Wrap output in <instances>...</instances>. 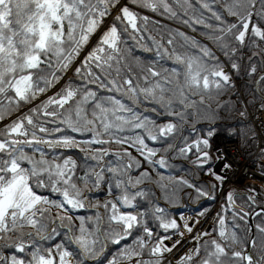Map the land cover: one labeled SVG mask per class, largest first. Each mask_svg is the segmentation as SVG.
I'll return each mask as SVG.
<instances>
[{
	"label": "snow or ice",
	"instance_id": "snow-or-ice-1",
	"mask_svg": "<svg viewBox=\"0 0 264 264\" xmlns=\"http://www.w3.org/2000/svg\"><path fill=\"white\" fill-rule=\"evenodd\" d=\"M173 2L176 9L168 0H130V4L123 0H0V122L14 117L0 127V264H161L165 253L181 245L184 232L158 203L138 210L137 198L148 195L139 186L151 175L144 170L134 178L132 170L145 163L166 168L167 154L177 152L184 158L194 155L192 164L206 169L219 187L226 183L231 165L219 154L213 159L210 140L214 131L209 129L206 136L191 140L181 136L179 146L169 142L182 130L173 121L182 124L189 115L199 116L204 94L211 97L235 87L233 72L253 77L259 69L255 83L264 109V57L253 52L245 68L244 58L238 55L249 41L257 48L264 44V0H223L222 5L200 0V9L210 13L215 27L195 15L191 0ZM132 6L154 13L163 9L170 18L178 17L177 9L184 16L191 9L194 14L181 22L194 31L195 25H203L228 66L207 45L177 32L185 40L180 49L171 37L167 40L171 51L152 40L156 56L167 57L172 68L158 71L153 64L141 69L142 76L134 79L129 69L121 78L124 52L128 51L121 44L142 39L150 20ZM227 17L235 22H228ZM93 39L96 42L90 46ZM185 48L188 50H182ZM69 71L74 77L67 76ZM198 94L199 101L193 99ZM42 95L46 98L37 103ZM140 104L153 105V112L159 108L168 122L156 124L142 114ZM112 143L127 147L112 153L108 148ZM150 143L167 147H150ZM161 150L165 155L158 157ZM68 153L80 155L84 166ZM110 155L117 157V167L103 163ZM216 161L225 172L214 167ZM175 183L194 189L197 198L213 200L218 186L207 183L200 187L184 178ZM103 185H107L108 196L119 194L90 205L89 195ZM247 200L256 205L254 195H248ZM89 207L95 210L94 216L77 214ZM257 207L260 210L252 213L242 208L234 211L233 221L249 215L261 218L255 230L264 242V203ZM53 208L57 209L54 216ZM229 208L236 209L233 192L227 193L221 213L226 214ZM221 213L212 227L216 235L196 232L195 247L176 264H264V247L259 259L247 251L256 249L255 236L241 240L236 231H229ZM26 226L34 231H23ZM183 228L189 234L194 231L188 220ZM12 233H18L16 239ZM130 238L131 244L127 242ZM43 241L54 244L45 248ZM110 244L116 252L109 251ZM4 249L13 251L6 256ZM146 251L149 259L143 258Z\"/></svg>",
	"mask_w": 264,
	"mask_h": 264
},
{
	"label": "trees",
	"instance_id": "trees-1",
	"mask_svg": "<svg viewBox=\"0 0 264 264\" xmlns=\"http://www.w3.org/2000/svg\"><path fill=\"white\" fill-rule=\"evenodd\" d=\"M191 2L196 10L195 15L202 16L205 19V23L212 24L213 27H215L216 22L212 20L210 13L206 9H200V0H191ZM207 2L212 4L213 0H207ZM168 3L172 4L173 8L176 9V5L174 4L173 0H168ZM214 3L217 5H222L223 0H214ZM132 7L133 10L139 12L140 15H147L150 20L147 24L146 30L142 33V39L138 37V40L136 42L129 40L128 43L121 44L122 49L128 50L124 52L125 59L121 65V78L128 74L129 69L131 70V76L134 79L136 77L142 76L144 73L141 71V69L153 64L158 71L172 68L174 65L171 60H169L167 57L160 59L156 56V48L152 43V40L154 39L157 42L163 43L164 47L168 48L169 51H171V46L167 44V40L171 37L174 39L175 46L180 49L181 45H185V40L183 37L177 35V32H183L186 36L194 38L201 44L207 45L220 58V60L225 63V66H228L223 52H221L212 42V40L209 39L203 25H195L194 31L193 27L186 26L181 22L182 19H187L188 16H192L194 14L191 9L188 10V16H184L183 11L177 9L179 13L178 17L170 18L167 14L163 13V9H161L159 12L154 13L147 9H142L136 6ZM227 20L228 22H235L231 17H227ZM124 39H127V37H125ZM95 42L96 41H94L91 46L94 45ZM248 44L249 46L244 49V51L238 53L239 56H242L244 58L243 64L245 68L248 64V57L252 56L253 52L259 53L261 57H264V52H261V48L253 47L251 41H249ZM145 47L152 49V51H143V48ZM182 50L188 49L185 48ZM84 54H86V52ZM76 66H78V64ZM259 73V69L257 74L253 77H249L243 71L239 75L234 72L231 73L233 76V83L235 87L230 88L229 90H226L219 95L213 93L211 94V97L208 94H204V106L199 107L200 115L197 117L189 115L186 121L182 124L180 121H173L174 123L180 125L182 130L178 132L175 138L170 140L169 142L182 146L180 140L181 136L187 137L189 138V140H191L196 136H206L209 129H212L214 131L213 136L225 134L231 138H234L240 143V147L245 155L249 156L250 154H252L256 149V136L249 115L247 113L246 106L252 109L255 105L261 104L260 96L254 87L256 77ZM69 77H74V73L72 71ZM140 84L141 86H144L142 80L140 81ZM261 87L264 88V84H261ZM240 90L242 91L241 93ZM193 99L199 101L200 95L198 94L194 96ZM124 100L126 103H130L127 98H124ZM250 101L251 103H249ZM138 107L143 115H147L149 119L155 120L156 124H163L168 122V120L164 118L163 111H161L159 108H157L156 112H153L151 110L153 105L151 104H140ZM145 109H147V111H145ZM91 110V106H88L89 115L91 114ZM175 110L180 111L181 109L176 108ZM242 111L245 113L243 116L241 115ZM0 127H3V124ZM149 146L163 149L164 147H167V144L150 143ZM125 147H127V145L121 146L115 143L108 145L109 151L112 153L122 152ZM128 151H130L132 155L137 159H141L139 157V154L134 149L128 148ZM262 151H264V149H261L257 152L256 159H258L260 155L264 157V154H261ZM68 154L73 155V158L77 160V163L82 167L84 166L85 162L80 155L76 153ZM159 155H165L163 150L158 153V157ZM48 158L51 159L52 155L50 154ZM166 158L168 160V167L166 168H154L145 163L143 164V167L141 169L132 170L131 174L134 178L139 175L140 171L144 170H147L151 175L150 180H145L143 182V185L139 186L143 188V190L146 191L148 195L145 199L137 198V203L141 206V208L138 210H142L144 207H149L150 205H155L158 203V206L166 209V214L168 215V217L176 219L179 224V216L181 215V213L200 212L201 210L210 207V205L217 197L219 184L218 181L214 179V177L206 174V169L200 170L196 168L194 164H192V160L195 159L194 155L190 158H184L178 155L177 152H170L167 154ZM103 163L112 167H117L119 165V161L117 160V157L115 155L106 157ZM88 165L96 166L94 161H88ZM258 166L260 170L264 171V160L260 161V163H258ZM97 170H99L98 167ZM180 178H184L188 180L189 183H193L196 186L200 187L205 186L207 183L217 184L218 186L213 193L215 199L213 200L205 197L197 198V194L194 189L180 187L175 183V181L179 180ZM244 186L249 188L250 194L256 197V205H250V202L247 200L248 194L246 192H236L234 194V203L240 206L244 212L251 213L253 210L258 208L257 205L264 203V184H259L255 181H246ZM165 187L167 188V191H165ZM253 189L254 191H252ZM106 193L107 185H103L98 192L96 190H93L92 194H90L88 197L90 205L97 203V201L102 204L104 200L114 199L119 194L118 192H114L112 196H108ZM55 195L56 194H53L54 198ZM223 203H221L218 213H221L222 206H226V202ZM238 210L239 209L237 208H229L226 214H221L226 216V222L229 231H236L241 240H248L251 235V230L249 231V216H246L244 220H240L239 218H237L235 219V221H233V212ZM56 211L57 209H52L53 216L56 214ZM100 211L103 212V209L101 208ZM77 214L94 216L95 210L89 207V209L87 210H80V212ZM239 215H243V213L241 212L239 213ZM73 219L75 223L78 224V221H76L75 219V215L73 216ZM215 223L216 219L213 226L215 225ZM259 223H261V218H256L253 216L254 229L255 225ZM58 230L63 231L59 228ZM23 231H34V229L26 226ZM210 233H212L213 236L216 235V233L212 231ZM10 235L13 239H16L18 233H12ZM208 238L209 237H204L203 239ZM255 238L257 241V246L256 249H251V253L254 258L259 259L260 255L262 254L260 249L264 247V242L261 241V237L256 232V230ZM203 239L200 241V243H203ZM55 242H59V240H56ZM127 242L131 244V238ZM53 244V241L41 242V245L45 248L53 246ZM236 248L237 250H240V245H237ZM3 251L4 255L9 256L11 255V252L13 250L4 249ZM109 251L116 252L117 248L110 244ZM143 258H150L147 251L145 252Z\"/></svg>",
	"mask_w": 264,
	"mask_h": 264
},
{
	"label": "built area",
	"instance_id": "built-area-1",
	"mask_svg": "<svg viewBox=\"0 0 264 264\" xmlns=\"http://www.w3.org/2000/svg\"><path fill=\"white\" fill-rule=\"evenodd\" d=\"M260 47L264 48V44H261ZM241 92L242 91L240 90V93ZM246 110L250 116L257 135V148L264 147V109H262L259 105H256L253 109L246 106ZM211 144L213 146L212 151L214 160L217 154H219L224 160V163H229L231 165L230 169H228L226 173L227 181L222 188L220 187L218 200H216L208 209L205 216H199V213H184L181 216L184 217V219L181 218V231L184 232V239L181 245H179L172 253H165L164 257L161 259V264L165 262L169 264H176L181 255L195 247L196 241L194 240V237L196 232L210 230L218 211L219 199L223 197L225 192L229 189L238 188L242 185L243 181L249 179H255L264 184V173H259L257 170L256 161L254 160L255 153L250 156H246L242 152L236 140L230 139L222 134L214 136ZM214 167H216L220 172H225L223 165L219 161H216ZM185 220H188L189 223L194 225L193 233L189 234L186 230H184L183 225ZM197 220H199V223H196ZM171 243L172 241H169V244Z\"/></svg>",
	"mask_w": 264,
	"mask_h": 264
},
{
	"label": "water",
	"instance_id": "water-1",
	"mask_svg": "<svg viewBox=\"0 0 264 264\" xmlns=\"http://www.w3.org/2000/svg\"><path fill=\"white\" fill-rule=\"evenodd\" d=\"M106 26V25H105ZM95 41V39H93L92 41H90V46H91V44L93 43ZM87 51V49H85V52ZM84 52V53H85ZM84 53H82V55H81V57H80V59L82 58V56L84 55ZM76 66V65H75ZM70 73H71V71H69V74H68V77L70 76ZM261 73H259L258 75H257V77H256V80L258 79V77H259V75H260ZM255 80V81H256ZM254 87H255V89H257V85H256V83H254ZM257 91V90H256ZM258 93V92H257ZM48 94H51V92H49ZM259 94V93H258ZM45 98V96H40L39 97V99H38V101H37V103L39 102V100H42V99H44ZM13 118V117H12ZM12 118H9L8 120H10V119H12ZM8 120H5V121H3L2 123H5L6 121H8ZM250 195V194H249ZM236 205V204H235ZM236 208L237 209H241V207L240 206H238V205H236ZM260 209H259V207L258 208H256L255 210H253V211H259ZM252 211V212H253ZM251 212V213H252ZM249 225H250V230H251V235H250V238L252 237V236H255V229H254V224H253V215H249ZM249 238V239H250ZM247 251H250L251 252V248H248L247 249Z\"/></svg>",
	"mask_w": 264,
	"mask_h": 264
},
{
	"label": "rangeland",
	"instance_id": "rangeland-1",
	"mask_svg": "<svg viewBox=\"0 0 264 264\" xmlns=\"http://www.w3.org/2000/svg\"><path fill=\"white\" fill-rule=\"evenodd\" d=\"M264 160V157L262 155L259 156V158L257 159L258 163H260V161ZM259 168V167H258ZM243 181V180H242ZM255 182H257V180H254ZM244 182V181H243ZM223 203V202H222ZM224 204V203H223Z\"/></svg>",
	"mask_w": 264,
	"mask_h": 264
},
{
	"label": "bare ground",
	"instance_id": "bare-ground-1",
	"mask_svg": "<svg viewBox=\"0 0 264 264\" xmlns=\"http://www.w3.org/2000/svg\"><path fill=\"white\" fill-rule=\"evenodd\" d=\"M123 3H129V0H123ZM68 74H69V72H68ZM68 74H67V76H68Z\"/></svg>",
	"mask_w": 264,
	"mask_h": 264
}]
</instances>
